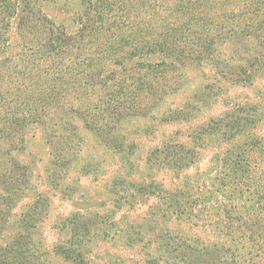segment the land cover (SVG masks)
<instances>
[{"label":"trees","instance_id":"trees-1","mask_svg":"<svg viewBox=\"0 0 264 264\" xmlns=\"http://www.w3.org/2000/svg\"><path fill=\"white\" fill-rule=\"evenodd\" d=\"M80 4L78 27L70 33L43 12L38 0H0V185L9 192L23 189L26 177L11 169L14 165L6 168L5 155L22 144L29 124L46 128L56 163L71 150L66 114L80 117L103 143L119 149L117 124L147 114L164 96L178 91L184 66L209 60L219 43L264 39V0H80ZM13 22L19 46L14 54ZM108 65L117 69L109 70ZM242 111L243 105L235 104L230 115L218 116L216 127L206 131L232 144L221 158L226 202L212 221L220 241H178L168 232L163 236L166 260L264 264V133L256 131L259 113ZM179 148L168 144L155 148L150 163L188 165ZM25 240L20 234L1 247L0 264H34ZM77 246L59 251L83 262Z\"/></svg>","mask_w":264,"mask_h":264},{"label":"rangeland","instance_id":"rangeland-1","mask_svg":"<svg viewBox=\"0 0 264 264\" xmlns=\"http://www.w3.org/2000/svg\"><path fill=\"white\" fill-rule=\"evenodd\" d=\"M38 4L67 32L77 29L80 0ZM10 36L14 54L19 51L14 22ZM212 53L199 65L184 66L179 90L153 110L117 124L119 149L103 143L80 117L66 114L71 150L56 163L46 128L29 124L22 144L5 155L6 168L14 165L26 182L13 192L0 185V248L24 234L36 264H184L166 260L168 232L178 241H220L212 221L226 202L221 158L232 144L206 131L240 103L242 112L259 113L256 131L264 133V39L225 41ZM166 144L180 145L189 164L152 165V151ZM63 246H77L83 262L62 254Z\"/></svg>","mask_w":264,"mask_h":264}]
</instances>
